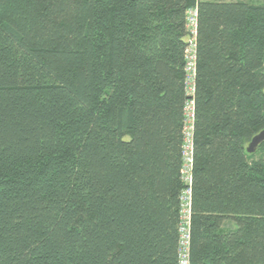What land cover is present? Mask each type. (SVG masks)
<instances>
[{"label": "trees", "instance_id": "16d2710c", "mask_svg": "<svg viewBox=\"0 0 264 264\" xmlns=\"http://www.w3.org/2000/svg\"><path fill=\"white\" fill-rule=\"evenodd\" d=\"M198 11L184 180L187 11ZM264 0H0V264H264Z\"/></svg>", "mask_w": 264, "mask_h": 264}, {"label": "built area", "instance_id": "2783aa9c", "mask_svg": "<svg viewBox=\"0 0 264 264\" xmlns=\"http://www.w3.org/2000/svg\"><path fill=\"white\" fill-rule=\"evenodd\" d=\"M187 29L190 32V37L187 38L188 47L186 50V88L189 99L185 106V137L184 145V168L182 170L184 179L188 184H192V169L194 161V120H195V101L193 96L195 93V77H196V37L198 30V11L196 8H190L187 11ZM184 195L187 199L182 200L181 211V249L180 262L181 264H191L189 259L190 252V226H191V206L192 197L191 189L188 188Z\"/></svg>", "mask_w": 264, "mask_h": 264}, {"label": "water", "instance_id": "95a60500", "mask_svg": "<svg viewBox=\"0 0 264 264\" xmlns=\"http://www.w3.org/2000/svg\"><path fill=\"white\" fill-rule=\"evenodd\" d=\"M264 142V129L256 134L247 147L249 153H253L257 150L258 146Z\"/></svg>", "mask_w": 264, "mask_h": 264}, {"label": "bare ground", "instance_id": "6f19581e", "mask_svg": "<svg viewBox=\"0 0 264 264\" xmlns=\"http://www.w3.org/2000/svg\"><path fill=\"white\" fill-rule=\"evenodd\" d=\"M194 137V136H193ZM185 142H186V137H185ZM185 142H184V145H185ZM184 145H183V154H184ZM193 145H194V141H193ZM184 156V155H183ZM184 164H185V161H184ZM192 175H193V172H192ZM185 180V179H184ZM187 199V196L186 195H182V200H185Z\"/></svg>", "mask_w": 264, "mask_h": 264}, {"label": "rangeland", "instance_id": "374dc122", "mask_svg": "<svg viewBox=\"0 0 264 264\" xmlns=\"http://www.w3.org/2000/svg\"><path fill=\"white\" fill-rule=\"evenodd\" d=\"M183 158H184V156H183Z\"/></svg>", "mask_w": 264, "mask_h": 264}]
</instances>
